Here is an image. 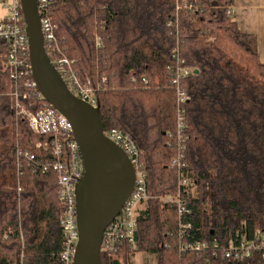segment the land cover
Masks as SVG:
<instances>
[{"label":"trees","instance_id":"1","mask_svg":"<svg viewBox=\"0 0 264 264\" xmlns=\"http://www.w3.org/2000/svg\"><path fill=\"white\" fill-rule=\"evenodd\" d=\"M190 1L196 12H177L175 0H51L41 10L60 48L53 55L72 62L81 86L90 82L102 131L122 132L139 151L148 199L138 212L136 248L122 242L100 253L102 264H130L137 253L154 256L155 264H264L258 254L239 262L180 249L184 242L214 237L226 245L242 229L264 230V63L258 40L228 15L234 0ZM8 49L0 41V264H62L58 177L42 169L58 159L54 138L33 132L17 115ZM177 57L193 70L178 83L187 96L186 167L180 172L171 168L177 154ZM25 80L33 83L32 73ZM21 91L29 92L22 102L30 111L50 106L35 86ZM19 149L34 160L19 159ZM60 159L67 160L66 147ZM181 176L192 179L187 192L179 187ZM177 198L190 213L180 216ZM187 223L191 228L181 237Z\"/></svg>","mask_w":264,"mask_h":264},{"label":"built area","instance_id":"2","mask_svg":"<svg viewBox=\"0 0 264 264\" xmlns=\"http://www.w3.org/2000/svg\"><path fill=\"white\" fill-rule=\"evenodd\" d=\"M51 0H36L37 15L40 24L41 32L44 38V46L47 55L49 56L57 69L60 70L68 83L71 85L72 92L79 94L82 100L96 108V102L91 96L90 82L81 86L79 76L72 68V62L64 56L55 57L54 51L60 52V48L56 42L54 28L52 23L41 16V10ZM176 10H189L196 12L199 7L190 0H175ZM3 5L9 7L11 15L0 22V41L8 43V58L10 66V76L15 82L14 91L11 95L14 98L15 109L17 115L26 119L33 132L40 135H51L54 138L53 152L58 158L51 165H44L42 169L48 171L52 169L58 177V200L63 206V213L60 217V226L63 233V248L60 253L62 264H74L75 255L78 244L81 240V229L78 223V183L83 173V162L80 153L79 134L75 130L72 123L52 105L38 112L30 111L24 104L23 100L29 98L28 91H21V87L29 88L35 86L34 80L31 83L29 80L22 82V78L29 73H32L31 61V44L30 36L27 31V21L22 11L21 0H12L11 4L3 1ZM228 15H234V6L228 8ZM97 45H101V40L97 38ZM30 56V61H29ZM193 70L185 66H181L177 57V67L175 69V78L173 83L177 84V125L174 137L176 139L177 154L172 159L171 168L182 171L186 167L184 162V141L185 133V114L182 105L187 100L186 93L179 86V80L187 77ZM37 88V87H36ZM38 91V89H37ZM37 97H42L38 91L35 93ZM103 135L118 145L129 158L136 172L134 189L129 198L124 203L121 211L110 222L102 234L101 245L99 252L114 251L117 245L124 242L130 245L131 248H136V233L138 229V212L140 207L148 199L146 181L142 173L138 156L139 151L131 142L130 138L115 129L109 133L103 131ZM37 147H41L39 143ZM67 149V160L62 161L60 157L64 154V149ZM18 158H26L29 161L34 160V156L21 149L17 152ZM37 166V163H34ZM18 165L20 166L19 160ZM192 184V179L189 176L179 177V187L187 189ZM22 190L21 187L18 188ZM176 204L179 208V214L190 213L187 209L186 202L183 198H177ZM185 227L180 228V235H186L187 230L191 228V224H184ZM181 251H193L197 254L211 252L214 257L220 256L223 259L245 261L254 254L260 255L264 259V230H254L250 234L248 230L242 229L238 231L236 237H232L229 243L223 245L217 237L211 241L184 242L181 245Z\"/></svg>","mask_w":264,"mask_h":264},{"label":"bare ground","instance_id":"3","mask_svg":"<svg viewBox=\"0 0 264 264\" xmlns=\"http://www.w3.org/2000/svg\"><path fill=\"white\" fill-rule=\"evenodd\" d=\"M30 10L33 14L37 13L36 0H30ZM31 49H34L33 37L31 36ZM41 76L43 85L59 100L67 105L81 119L88 122L96 131H100L99 121L89 110L83 107L76 98L68 95L64 84L55 70L51 58L43 55ZM93 111V110H92ZM106 140H108L106 138ZM110 143V142H109ZM112 149L118 154L123 152L115 144ZM80 153L83 162V193H80L79 207L81 215V232L84 235L94 224L97 218L103 214L107 207L118 199L123 190L127 188L128 177L126 172L119 166L107 160L95 146L87 139L80 141ZM118 181H122L119 189ZM85 198V201L82 199ZM111 204V205H109ZM109 205V206H108ZM99 235L87 248L83 257L82 264H100L98 252L101 245Z\"/></svg>","mask_w":264,"mask_h":264},{"label":"water","instance_id":"4","mask_svg":"<svg viewBox=\"0 0 264 264\" xmlns=\"http://www.w3.org/2000/svg\"><path fill=\"white\" fill-rule=\"evenodd\" d=\"M22 11L27 21V31L30 36L33 37L34 49H31V61H32V76L34 83L41 93L42 97L47 100L50 105H52L56 110L62 113L74 126L75 130L79 134L80 141L85 138L87 139L93 146L99 150V152L110 162L122 168L128 177V185L125 190L122 191L120 197L116 199L113 204L108 207V209L100 215L91 228L83 235L81 232V240L78 244L75 262L74 264H82L83 257L88 246L99 236L102 235L110 222L117 216V214L121 211L124 203L131 195L134 185L136 172L134 166L130 162L129 158L126 156L124 151L121 149L123 155L115 152L112 147L114 144L111 140H106V137L103 135V131L100 127V131H96L88 122L81 119L77 114H75L67 105L62 103L59 98L53 95L47 88L43 85L41 69L43 62V55L47 54L44 46V38L41 32L40 24L38 22V15L33 14L30 10V0H21ZM56 70V69H55ZM57 72V70H56ZM198 70H195V73ZM59 76V75H58ZM60 78V77H59ZM65 87V86H64ZM66 88V87H65ZM71 92V91H70ZM84 102V101H83ZM83 105H87L86 109H90V105L84 102ZM92 110L96 112L94 107H91ZM98 121L100 123V119L98 116ZM110 142V143H109ZM79 185V184H78ZM80 197V191L78 189V198ZM81 229V228H80ZM102 239V237H101ZM99 257V262L101 263L100 252L97 253Z\"/></svg>","mask_w":264,"mask_h":264},{"label":"crops","instance_id":"5","mask_svg":"<svg viewBox=\"0 0 264 264\" xmlns=\"http://www.w3.org/2000/svg\"><path fill=\"white\" fill-rule=\"evenodd\" d=\"M233 6V20L237 23L239 30L243 33L257 38L259 59L264 63V0H234ZM81 180L83 181V173L80 181ZM81 194L84 193L81 192ZM82 201H85V198H83ZM77 207L79 217V198ZM107 209L108 207L104 210V212ZM79 226L81 228V225Z\"/></svg>","mask_w":264,"mask_h":264},{"label":"rangeland","instance_id":"6","mask_svg":"<svg viewBox=\"0 0 264 264\" xmlns=\"http://www.w3.org/2000/svg\"><path fill=\"white\" fill-rule=\"evenodd\" d=\"M3 1L4 0H0V22L5 20L8 16L11 15V10L9 7H6L3 5ZM7 1L8 4H11L12 3V0H5ZM232 46L234 47V49L236 51H238L239 47L234 44V43H231ZM70 89V88H69ZM66 88V91L68 92V95L72 96L73 98H76V100L78 102H80L81 104H84V100L80 99V97H78L76 94L72 93L71 90H69ZM71 91V92H70ZM84 101V102H83ZM86 104H89V102H86ZM90 105V104H89ZM87 106V105H86ZM86 106L83 105V107L86 109ZM91 106V105H90ZM88 107V106H87ZM92 107V106H91ZM90 107L91 110H89L88 112H91L93 114V116L98 119V115L97 113L93 110L92 111V108ZM87 110V109H86ZM118 185H119V189H121V186L122 185V181H118ZM78 189L81 192H83V181L81 180L79 182V186H78ZM78 223L79 225H81V215L79 213V217H78ZM130 264H155V259H154V256L148 254V253H137L135 256L131 257L130 259Z\"/></svg>","mask_w":264,"mask_h":264}]
</instances>
